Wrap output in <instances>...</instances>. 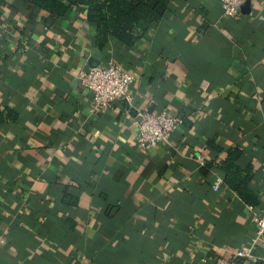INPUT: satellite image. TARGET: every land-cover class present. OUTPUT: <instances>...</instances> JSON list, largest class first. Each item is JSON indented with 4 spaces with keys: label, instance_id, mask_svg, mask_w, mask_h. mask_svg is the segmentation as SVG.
<instances>
[{
    "label": "crops",
    "instance_id": "obj_1",
    "mask_svg": "<svg viewBox=\"0 0 264 264\" xmlns=\"http://www.w3.org/2000/svg\"><path fill=\"white\" fill-rule=\"evenodd\" d=\"M30 3L0 0V264H264L260 244L234 255L264 214V0L235 19L174 0L102 48L84 8ZM95 50L133 75L132 104L90 108L77 74ZM141 109L181 118L168 143L137 145ZM231 147L255 205L211 164Z\"/></svg>",
    "mask_w": 264,
    "mask_h": 264
},
{
    "label": "trees",
    "instance_id": "obj_2",
    "mask_svg": "<svg viewBox=\"0 0 264 264\" xmlns=\"http://www.w3.org/2000/svg\"><path fill=\"white\" fill-rule=\"evenodd\" d=\"M174 0H30L33 7L46 9L54 17L62 16L69 8L81 7L87 19L96 25V44L102 48L113 40L132 44L144 30L159 22L169 11ZM220 150L219 147L216 148ZM242 151L237 147L226 150V157L212 162L222 174L226 187L246 204L255 205L258 194L249 186L252 167L239 161Z\"/></svg>",
    "mask_w": 264,
    "mask_h": 264
},
{
    "label": "built area",
    "instance_id": "obj_3",
    "mask_svg": "<svg viewBox=\"0 0 264 264\" xmlns=\"http://www.w3.org/2000/svg\"><path fill=\"white\" fill-rule=\"evenodd\" d=\"M244 1L218 0L222 16L235 19ZM77 76L83 87L91 94L89 106L92 110L103 109L116 99H123L132 104L133 97L130 87L133 75L124 70L116 61L108 60L106 64L80 70ZM181 122V118L169 116L164 111L137 110L133 120L137 128L136 143L141 148H153L159 144H166ZM213 189L217 190L218 185H214ZM257 244L264 246V214L262 213L257 214L255 231L250 242L236 250L234 255L241 258H252L253 248Z\"/></svg>",
    "mask_w": 264,
    "mask_h": 264
},
{
    "label": "water",
    "instance_id": "obj_4",
    "mask_svg": "<svg viewBox=\"0 0 264 264\" xmlns=\"http://www.w3.org/2000/svg\"><path fill=\"white\" fill-rule=\"evenodd\" d=\"M101 59H102V54L99 51L95 50L92 53V58L88 62V66L94 67L101 64Z\"/></svg>",
    "mask_w": 264,
    "mask_h": 264
}]
</instances>
